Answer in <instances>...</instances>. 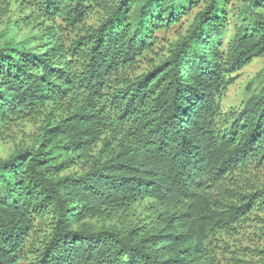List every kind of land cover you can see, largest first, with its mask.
Returning <instances> with one entry per match:
<instances>
[{"label": "trees", "instance_id": "trees-1", "mask_svg": "<svg viewBox=\"0 0 264 264\" xmlns=\"http://www.w3.org/2000/svg\"><path fill=\"white\" fill-rule=\"evenodd\" d=\"M21 3L35 29L0 32V122L47 121L0 158V264H264V83L221 109L264 55V0Z\"/></svg>", "mask_w": 264, "mask_h": 264}, {"label": "rangeland", "instance_id": "rangeland-1", "mask_svg": "<svg viewBox=\"0 0 264 264\" xmlns=\"http://www.w3.org/2000/svg\"><path fill=\"white\" fill-rule=\"evenodd\" d=\"M21 1L22 0H0V32L12 24V22L16 21L18 22V29L14 31V38L16 40H22L24 37L31 35L35 29V24L31 23L28 25L27 23L30 21L22 20L24 16L31 15L29 9H21V4L23 5ZM232 2L233 6L236 8L240 6L242 0H232ZM196 11L197 9H194L189 15L183 17L181 24L177 28L172 29L165 34H158L162 37V40L155 49V53L150 54L153 59L167 53L170 44L177 39V36L183 34L192 22ZM233 12L236 13L235 10ZM99 17L100 15L92 17L88 24L94 26L97 25ZM230 24H233V20L230 21ZM64 34H66L67 37L73 36L71 32L67 31ZM146 65H148L147 61L140 64V70L138 72H142L141 70H143ZM263 71L264 55L253 60L248 66L239 72V78L234 85L227 90L222 99L221 109L223 113L239 112L241 110L243 103L248 98L250 92H257L260 86L264 83V78L257 77L258 74ZM46 121L47 117L43 114L31 118L14 120L7 125H3L0 122V158H7L17 148L34 146L41 136V129L45 125ZM74 172L80 173L81 169L76 166L72 167L67 170L64 175ZM258 181L259 186L264 188V166L259 172ZM258 216H262V218H264L262 214ZM124 218L131 219L129 215H125ZM254 221L257 223L259 222L257 218H255ZM38 225L40 227H38ZM262 225L264 224L259 226L261 227ZM252 226L255 225L252 224ZM36 229L37 230L32 234L33 236L30 239L31 247L28 248L30 251L40 247V243L44 237L43 234H47L48 232L46 231V225L41 222H37ZM247 232H250V230L248 229ZM241 239H243V237ZM240 243L242 248H252L251 243H248L247 241L242 240Z\"/></svg>", "mask_w": 264, "mask_h": 264}]
</instances>
